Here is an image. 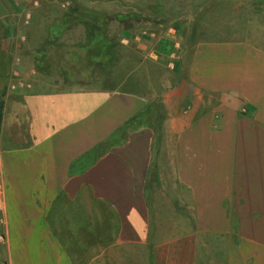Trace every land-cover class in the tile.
I'll use <instances>...</instances> for the list:
<instances>
[{"label": "crops", "instance_id": "1", "mask_svg": "<svg viewBox=\"0 0 264 264\" xmlns=\"http://www.w3.org/2000/svg\"><path fill=\"white\" fill-rule=\"evenodd\" d=\"M61 1L0 0V264H264V2Z\"/></svg>", "mask_w": 264, "mask_h": 264}, {"label": "rangeland", "instance_id": "2", "mask_svg": "<svg viewBox=\"0 0 264 264\" xmlns=\"http://www.w3.org/2000/svg\"><path fill=\"white\" fill-rule=\"evenodd\" d=\"M66 0H63L60 2V6L63 9V17L70 19V18H76L80 21V26L77 27V29L80 31V34L84 35H102L103 31H107V34H110L112 36H117L119 32V26H118V19L121 15V12H125L127 10L128 13V19L131 20V24L134 23V11L132 5H127L123 0L121 2H117V0H74L76 2V6H69V7H62V3H64ZM135 3V0H132ZM233 2V1H232ZM260 2H264V0H259ZM95 6V8L93 7ZM102 6H105L104 9H102ZM132 7V8H131ZM94 9V10H93ZM104 18H109L110 22H114V25L111 27H99V26H92V24L86 22L87 20H103ZM257 20H262V17L260 15H257ZM101 25V24H100ZM112 50L113 48H117V43L112 42L111 44ZM112 62H115V59H112ZM129 63V61H128ZM118 64V62H117ZM115 64V67L116 65ZM131 66V65H130ZM114 67V66H112ZM118 68V67H117ZM128 69H131L130 67H126L124 72L126 74L129 72ZM133 69V68H132ZM107 71H110L107 70ZM108 85L110 87H115L117 84V81L108 79Z\"/></svg>", "mask_w": 264, "mask_h": 264}, {"label": "trees", "instance_id": "3", "mask_svg": "<svg viewBox=\"0 0 264 264\" xmlns=\"http://www.w3.org/2000/svg\"><path fill=\"white\" fill-rule=\"evenodd\" d=\"M76 19H77V17H76ZM108 20H109V18H104L103 20L92 19V20H87L86 22L89 21L88 23L92 24V26H99V27H101L103 25L102 23L103 22H107ZM91 22H94V23H91ZM100 24H102V25L100 26ZM90 36H93V35H90Z\"/></svg>", "mask_w": 264, "mask_h": 264}, {"label": "built area", "instance_id": "4", "mask_svg": "<svg viewBox=\"0 0 264 264\" xmlns=\"http://www.w3.org/2000/svg\"><path fill=\"white\" fill-rule=\"evenodd\" d=\"M1 240H3V237H2V236H0V241H1Z\"/></svg>", "mask_w": 264, "mask_h": 264}]
</instances>
